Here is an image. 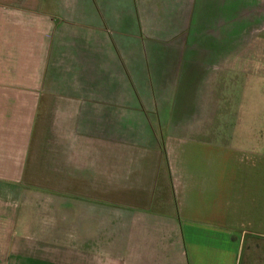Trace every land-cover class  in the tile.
<instances>
[{"label": "crops", "instance_id": "obj_1", "mask_svg": "<svg viewBox=\"0 0 264 264\" xmlns=\"http://www.w3.org/2000/svg\"><path fill=\"white\" fill-rule=\"evenodd\" d=\"M0 264H264V0H0Z\"/></svg>", "mask_w": 264, "mask_h": 264}, {"label": "rangeland", "instance_id": "obj_2", "mask_svg": "<svg viewBox=\"0 0 264 264\" xmlns=\"http://www.w3.org/2000/svg\"><path fill=\"white\" fill-rule=\"evenodd\" d=\"M20 25H26V17L25 14L23 15L22 13L20 14ZM20 35H25V32L20 31Z\"/></svg>", "mask_w": 264, "mask_h": 264}]
</instances>
